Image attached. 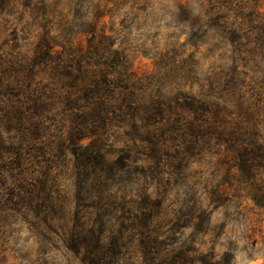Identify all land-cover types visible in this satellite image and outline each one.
<instances>
[{
	"label": "rangeland",
	"instance_id": "rangeland-1",
	"mask_svg": "<svg viewBox=\"0 0 264 264\" xmlns=\"http://www.w3.org/2000/svg\"><path fill=\"white\" fill-rule=\"evenodd\" d=\"M0 264H264V0H0Z\"/></svg>",
	"mask_w": 264,
	"mask_h": 264
}]
</instances>
